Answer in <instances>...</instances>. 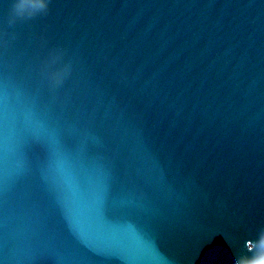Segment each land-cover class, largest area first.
<instances>
[{"label": "water", "instance_id": "obj_1", "mask_svg": "<svg viewBox=\"0 0 264 264\" xmlns=\"http://www.w3.org/2000/svg\"><path fill=\"white\" fill-rule=\"evenodd\" d=\"M0 0V264H233L264 227V0ZM54 50L71 71L53 85Z\"/></svg>", "mask_w": 264, "mask_h": 264}, {"label": "clouds", "instance_id": "obj_2", "mask_svg": "<svg viewBox=\"0 0 264 264\" xmlns=\"http://www.w3.org/2000/svg\"><path fill=\"white\" fill-rule=\"evenodd\" d=\"M48 0H12L9 10V24L17 20L34 17L47 10ZM62 50L50 53L45 63L44 73L53 85L59 84L70 73V64H60ZM252 247L245 248L248 254H234L233 264H264V227H261Z\"/></svg>", "mask_w": 264, "mask_h": 264}, {"label": "snow or ice", "instance_id": "obj_3", "mask_svg": "<svg viewBox=\"0 0 264 264\" xmlns=\"http://www.w3.org/2000/svg\"><path fill=\"white\" fill-rule=\"evenodd\" d=\"M248 247L251 248V241H249V243H248Z\"/></svg>", "mask_w": 264, "mask_h": 264}]
</instances>
